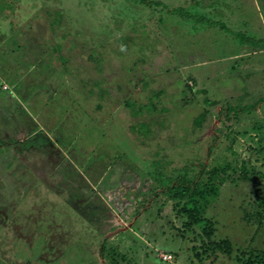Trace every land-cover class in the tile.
Masks as SVG:
<instances>
[{"label":"rangeland","instance_id":"374dc122","mask_svg":"<svg viewBox=\"0 0 264 264\" xmlns=\"http://www.w3.org/2000/svg\"><path fill=\"white\" fill-rule=\"evenodd\" d=\"M153 1L163 6L21 0L0 13V264H196L194 234L178 235L174 204L154 179L225 162L238 179L246 160L264 172V104L227 110L264 97V48L241 45L229 31L264 38V0ZM191 2L226 29H192L169 14ZM49 10L65 14L56 31ZM18 32L27 55L48 51L54 69L18 68ZM15 67L19 90L4 82ZM149 102L158 111L141 108ZM253 188L228 179L206 205L213 239L229 240L234 252L203 264H237L257 223ZM263 241L264 229L254 244ZM167 245L179 254L170 262L162 259Z\"/></svg>","mask_w":264,"mask_h":264},{"label":"trees","instance_id":"16d2710c","mask_svg":"<svg viewBox=\"0 0 264 264\" xmlns=\"http://www.w3.org/2000/svg\"><path fill=\"white\" fill-rule=\"evenodd\" d=\"M21 0H0V13L2 14L5 7L11 8L13 4H19ZM33 2L34 0H28ZM124 1V0H123ZM130 4L125 2V6L131 8L133 4H141L147 7L150 6L152 10H155L158 6H163L161 1H153V0H125ZM196 2V1H195ZM196 6L192 4L189 5H180L174 9L169 10V14H173L179 19L180 22H188L191 24L192 29H196V27L200 24H206L208 26H216L219 25L222 29H226L224 23L220 21H214L210 18H206L204 15L198 13L196 10ZM199 9V8H198ZM51 13L53 15L51 16ZM0 14V15H1ZM47 15L50 16L51 20L49 22L50 29L56 31L61 28L62 19H65V14L61 10L47 11ZM123 22H125L122 19ZM193 23V24H192ZM228 30V29H227ZM231 35L241 44V45H251L253 48H264V38L258 37L253 32H245L242 31H231ZM22 32L17 33V37L14 39V51L16 53H20V56L25 60L16 59V64L18 68L22 67L26 71L30 70V74L33 71H38L41 69L50 68L54 69L53 63L50 61V53L48 51H43L39 56L35 54L31 55L24 51L23 44L20 43V37L22 36ZM14 38V36H13ZM187 43V42H186ZM56 48L60 47L58 41H56ZM91 47L90 49H92ZM53 50V49H52ZM13 51V50H12ZM39 51V50H38ZM53 52V51H52ZM92 59H99L98 56H94L95 50L93 49L90 53ZM62 61L65 62L67 59L65 57H61ZM16 66V67H17ZM15 67L13 71L6 70L4 73V82L7 83L10 89L19 90L20 89V80L21 73ZM42 71V70H41ZM29 76V75H27ZM188 80V79H187ZM24 81V80H22ZM1 83V79H0ZM181 83H184V87L186 89H191V87L186 82L181 80ZM24 84V83H23ZM25 85V84H24ZM23 86V85H22ZM99 86V85H98ZM102 87V86H101ZM0 91H4L1 88ZM190 102V101H189ZM186 99L183 103H189ZM130 101H127L125 105L131 109V111L136 114L135 106L136 104H130ZM209 103V102H208ZM264 104V97L260 98L256 104L249 105H229L227 108L228 111L232 112H243L251 110V108H256L259 104ZM185 104V105H186ZM191 106L192 103L190 102ZM141 108H144L148 112H156L158 108L153 102H149L147 104L141 105ZM206 115H208V110H203L199 112L193 118V125L195 128H199L202 126V123L206 119ZM141 128L145 127L144 124H141ZM11 162V164H10ZM9 165H13L14 163L10 160ZM250 161L246 160L242 162L240 175L237 176L238 179H244L245 181L252 182L254 185L253 197L254 200L251 202L252 212H250V219H254L256 223L255 230L253 233V237L250 239L249 244L244 249H237V252L234 255V260L237 264H264V241L259 244V246L254 244V241L257 238V234L264 229V172L260 170H256L250 166ZM200 171L192 176H190L188 171L189 167L186 166L183 169L186 172V175L178 174L176 177L172 178L170 175H157L154 179L160 186L163 187L164 191L167 193L168 198L173 202V209L176 211V217L178 218V222L180 223V235L183 232H191L193 237H187L188 240L192 241L194 244L192 246L193 250V260L196 264H203L206 261L211 260L213 257L217 258L218 252L222 254H226L228 256L233 255V247L232 243L227 239H222L215 241L213 236L215 235V222L211 218H207L205 216V207L210 202L216 200L219 195L220 186L224 183H227L228 179L232 182L236 183L238 179H234L230 177V171L234 170V167L231 163L225 162L222 164H218L212 166L211 168L206 167L205 165H200ZM2 209L0 208V216L4 214ZM2 213V214H1ZM8 218V217H7ZM183 235V234H182ZM174 245H167L164 253L171 254L172 259L174 254H176V258L178 257V251L175 249ZM161 260V259H160ZM172 261V260H170ZM164 261V262H170Z\"/></svg>","mask_w":264,"mask_h":264},{"label":"built area","instance_id":"2783aa9c","mask_svg":"<svg viewBox=\"0 0 264 264\" xmlns=\"http://www.w3.org/2000/svg\"><path fill=\"white\" fill-rule=\"evenodd\" d=\"M162 259L164 261H170V260H172V255L171 254H167V253H163L162 254Z\"/></svg>","mask_w":264,"mask_h":264}]
</instances>
